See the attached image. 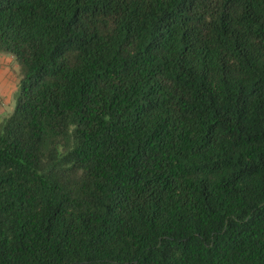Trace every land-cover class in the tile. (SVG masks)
<instances>
[{
	"label": "trees",
	"instance_id": "trees-1",
	"mask_svg": "<svg viewBox=\"0 0 264 264\" xmlns=\"http://www.w3.org/2000/svg\"><path fill=\"white\" fill-rule=\"evenodd\" d=\"M0 264H264V0H0Z\"/></svg>",
	"mask_w": 264,
	"mask_h": 264
},
{
	"label": "rangeland",
	"instance_id": "rangeland-1",
	"mask_svg": "<svg viewBox=\"0 0 264 264\" xmlns=\"http://www.w3.org/2000/svg\"><path fill=\"white\" fill-rule=\"evenodd\" d=\"M20 76V67L15 58L0 53V125L15 108Z\"/></svg>",
	"mask_w": 264,
	"mask_h": 264
}]
</instances>
